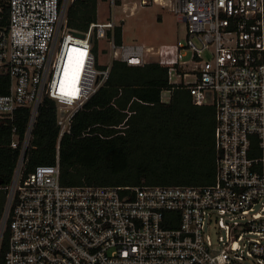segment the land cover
I'll use <instances>...</instances> for the list:
<instances>
[{"label":"built area","instance_id":"1","mask_svg":"<svg viewBox=\"0 0 264 264\" xmlns=\"http://www.w3.org/2000/svg\"><path fill=\"white\" fill-rule=\"evenodd\" d=\"M74 1L0 0V75L10 82L0 93V118L30 108L24 133L13 127L9 145L19 157L11 182L0 187L7 196L5 264H264V0H134L133 9L158 4L185 23L173 51L116 42L115 8L126 12V0H110L109 20L72 28ZM103 39L110 55L104 68ZM114 60L167 66L164 91L184 88L193 103L215 107L212 184L61 183V139L106 84ZM46 99L57 109L55 162L28 170ZM128 117L115 127H126Z\"/></svg>","mask_w":264,"mask_h":264},{"label":"trees","instance_id":"2","mask_svg":"<svg viewBox=\"0 0 264 264\" xmlns=\"http://www.w3.org/2000/svg\"><path fill=\"white\" fill-rule=\"evenodd\" d=\"M67 14L72 28L85 31L98 19V0H75ZM122 31V25H117L118 44L123 41ZM167 69L157 62L137 66L113 61L106 84L76 114L72 132L61 139L63 185H208L215 181V107L193 103L184 88L173 89L169 101H163L162 92L170 88ZM9 84V77L0 75V93L7 92ZM125 109L135 113L128 117ZM29 116L30 108L21 107L13 119L0 118V187L11 182L19 157V150L9 145L13 127L22 135ZM127 117L126 127H115ZM33 132L28 170L55 162L59 126L52 100L46 99L39 108ZM7 242L8 235L1 246L0 264H5Z\"/></svg>","mask_w":264,"mask_h":264},{"label":"rangeland","instance_id":"3","mask_svg":"<svg viewBox=\"0 0 264 264\" xmlns=\"http://www.w3.org/2000/svg\"><path fill=\"white\" fill-rule=\"evenodd\" d=\"M126 3L128 5L126 12L121 6L115 8L116 23L122 25V36L125 43L138 42L153 46L154 49L170 48L173 51L175 42L186 36L185 23L178 20V17L168 7L154 3L148 5L138 3L133 9L136 4L134 0H126ZM98 4L99 19L109 20L112 12L110 0H98ZM98 56L100 65L106 66L110 56L109 43L105 39L100 40L98 44ZM163 96L169 99L170 93L166 91ZM6 199V191L0 189L1 218Z\"/></svg>","mask_w":264,"mask_h":264},{"label":"crops","instance_id":"4","mask_svg":"<svg viewBox=\"0 0 264 264\" xmlns=\"http://www.w3.org/2000/svg\"><path fill=\"white\" fill-rule=\"evenodd\" d=\"M98 7H99V4H98ZM100 18V15H99V12H98V19ZM122 23H124V21L122 22ZM110 56V55H109ZM164 92H166V91H163L162 92V97L164 98V96H163V93ZM170 96H171V94H170ZM165 99V98H164ZM169 99H170V97H169ZM169 99H165V101H168Z\"/></svg>","mask_w":264,"mask_h":264},{"label":"flooded vegetation","instance_id":"5","mask_svg":"<svg viewBox=\"0 0 264 264\" xmlns=\"http://www.w3.org/2000/svg\"><path fill=\"white\" fill-rule=\"evenodd\" d=\"M1 209H2V204H1V206H0V220H1Z\"/></svg>","mask_w":264,"mask_h":264}]
</instances>
